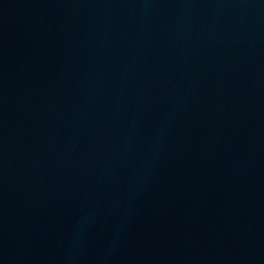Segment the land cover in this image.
I'll use <instances>...</instances> for the list:
<instances>
[{"label":"water","instance_id":"obj_1","mask_svg":"<svg viewBox=\"0 0 264 264\" xmlns=\"http://www.w3.org/2000/svg\"><path fill=\"white\" fill-rule=\"evenodd\" d=\"M0 264H264V0H0Z\"/></svg>","mask_w":264,"mask_h":264}]
</instances>
